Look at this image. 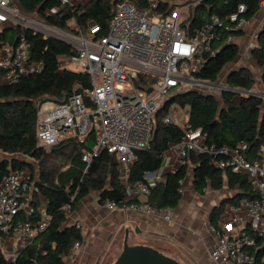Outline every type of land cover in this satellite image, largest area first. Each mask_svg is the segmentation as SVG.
Returning a JSON list of instances; mask_svg holds the SVG:
<instances>
[{"label": "built area", "instance_id": "2783aa9c", "mask_svg": "<svg viewBox=\"0 0 264 264\" xmlns=\"http://www.w3.org/2000/svg\"><path fill=\"white\" fill-rule=\"evenodd\" d=\"M84 1L61 0V4L66 7ZM159 2L148 0V6L140 8L130 0H117L105 35H98V24L91 25L87 33L69 34L68 42L74 53L59 57V70L72 69L89 74L91 87L83 92L74 90L64 101L50 99L37 103L39 145L51 147L69 137L83 142L94 133V144L83 153V161L91 163L102 149L117 153L119 177L128 182L135 151L149 144L156 111L174 92L202 84L203 79L197 74L206 57L219 51L217 42L224 31L230 32L226 38L230 42L234 36L231 32L240 31L248 22L241 15L246 7L239 4L238 11L226 18L211 13L200 26L193 27L190 12L193 3L178 4L161 14L157 10ZM37 15L24 11L15 0H0V30L6 25L20 30L16 44L5 42L0 47V68L3 70L0 83L14 84L21 77L42 69L41 62L31 60L25 29L49 35L60 28ZM149 88H152L150 92ZM225 89L235 91L228 85ZM235 89L241 95L254 92ZM258 94L264 96L263 92ZM164 122L177 120L168 113ZM185 127L183 139L170 144L158 170L147 171L145 180L127 184V194L136 197L137 202L118 205L106 200L102 205L109 210L146 215L158 211L170 220L171 208L156 210L151 204V186L164 182L167 174L185 165L192 151L208 153L213 156L216 167L245 174L257 193L254 198L228 203L218 223L208 222L209 230L216 236L210 256L221 264H252L256 251L262 246L259 241L264 243V140L253 154L245 141L232 147L220 146L208 142L202 128L191 129L188 124ZM32 172L29 168L12 170L0 181V250L10 261L46 228L51 219L46 209L37 205L42 193L39 177ZM183 182L180 181L182 185ZM62 210L70 213L71 204H63ZM21 215L28 220H21ZM32 216L39 219H29ZM10 241L14 245L7 249ZM80 247L81 242H76L70 254Z\"/></svg>", "mask_w": 264, "mask_h": 264}, {"label": "trees", "instance_id": "16d2710c", "mask_svg": "<svg viewBox=\"0 0 264 264\" xmlns=\"http://www.w3.org/2000/svg\"><path fill=\"white\" fill-rule=\"evenodd\" d=\"M117 0H87L63 7L61 0H16L28 13H37L48 24L68 30L69 21L75 19V32L87 33L90 26L98 24V35L108 32L113 9ZM140 8L148 6V0H130ZM176 1L160 0L157 8L166 14L178 5ZM263 0H200L191 11V24L198 27L211 13L222 18L238 11L239 4L246 10L241 15L249 21L261 7ZM56 8L53 13L49 11ZM19 28L4 26L0 31V47L5 42L16 44ZM234 35L241 31L231 32ZM230 34L224 31L217 42L219 51L206 57L197 77L207 81H216L224 68L233 62L239 52L238 46L227 42ZM30 43L31 60L41 62L42 69L21 77L14 84L0 83V152L9 154L0 159V181L8 172L29 168L34 170L28 158L38 162V185L45 201L37 199L51 215L49 224L40 230L18 256L10 261L0 250V264H71L65 258L76 242L83 241L81 228L77 224H67V213L62 210L65 203L74 210L80 200L96 192L101 203L115 201L118 205L137 202L136 197L127 194V184L145 180L147 171H156L163 162L164 152L170 144L183 139L186 127L202 128L207 133V141L217 145L236 146L245 141L250 151L256 152L264 140V99L258 95H241L230 89L222 92L221 102L213 93L195 89H183L166 98L164 104L154 114V126L147 147L135 151V161L128 182L119 177L118 155L102 149L91 163L83 161L82 155L94 144L95 135L91 133L87 140L80 142L75 137L62 140L59 144L47 147L38 144L37 103L40 101H64L74 90L83 92L91 87L89 74L72 69L59 70V57L74 53L73 46L66 40L32 29H25ZM252 56L262 68L264 85V26L258 34L257 46ZM3 70L0 68V75ZM227 85L242 91H250L255 85V76L248 68L233 69L227 78ZM175 105L187 108L184 125L178 122L165 123L164 117L171 113ZM254 154V153H253ZM208 153L192 151L187 162L180 169L166 175L164 182L151 186L150 202L158 210L174 209L182 197V184L189 173L193 175L194 188L202 192L205 188L222 190L226 184L235 195L223 199L221 204L210 213V220L218 223L227 203H238L242 198H254L257 193L245 174L220 169L212 162ZM74 196V199L72 197ZM21 220L28 217L21 215ZM33 221L37 216L30 217ZM8 236V235H7ZM255 254L252 264H264V243Z\"/></svg>", "mask_w": 264, "mask_h": 264}, {"label": "crops", "instance_id": "0c3cea01", "mask_svg": "<svg viewBox=\"0 0 264 264\" xmlns=\"http://www.w3.org/2000/svg\"><path fill=\"white\" fill-rule=\"evenodd\" d=\"M263 26L264 0L257 14L240 30L242 33L234 35L230 41L238 46L237 57L247 54L253 58L252 52ZM234 195L235 190L227 184L222 190L207 187L202 192L197 191L190 172L182 185L181 200L171 210L172 218L168 220L158 211L146 215L109 210L99 201L98 194L91 193L67 214V224L80 226L83 241L81 247L65 259L71 264H102V260L107 258L106 264H111L121 253L126 230H129L130 244L151 245L181 264H221L210 256L216 236L208 228L209 216L223 199ZM38 199L45 201L42 194ZM13 245L14 242L10 241L6 248ZM105 252L107 256L103 258Z\"/></svg>", "mask_w": 264, "mask_h": 264}, {"label": "rangeland", "instance_id": "374dc122", "mask_svg": "<svg viewBox=\"0 0 264 264\" xmlns=\"http://www.w3.org/2000/svg\"><path fill=\"white\" fill-rule=\"evenodd\" d=\"M177 4H189V3H193L192 7L190 8V12L196 7L197 2H195L194 0H181V1H176ZM176 6V5H174ZM38 16V15H37ZM69 27L70 29L65 30V29H60L57 32H51L49 33V35L52 36H56L59 38H62L66 41H68V36L69 34L74 33L75 31L73 29H77V25H76V21L75 19H72L69 21ZM240 68H248L255 76V85L254 88L252 89V91L256 92V93H260V92H264V85L262 82V68L258 65V63L254 60V58H252L250 55H240L237 57L236 60H234L233 62L229 63L224 70L222 71V73L220 74V76L218 77V79L216 81H214V85H205V84H194L192 85L190 88L191 89H196L198 91L201 92H205V93H213L219 100L220 103L221 102V97H222V92L225 90V86L227 85V78H228V74L233 70V69H240ZM182 90V89H181ZM262 98L264 99V96H262ZM187 108H184L180 105H175L173 111L171 112L174 119L177 120V122L180 125H184L186 118H187ZM4 156H10L9 154H5L3 152H0V159ZM26 159H29L34 167V170L32 173H34V175L38 174V162H36L34 159L32 158H28L26 157ZM92 194L97 195L96 192H92ZM155 243V245L157 244L156 241H152ZM108 251V250H107ZM107 256V253L105 252V255L103 256V258H105ZM107 258L102 260V264H106L107 262ZM111 260V258H110ZM114 261L111 262V264Z\"/></svg>", "mask_w": 264, "mask_h": 264}, {"label": "water", "instance_id": "95a60500", "mask_svg": "<svg viewBox=\"0 0 264 264\" xmlns=\"http://www.w3.org/2000/svg\"><path fill=\"white\" fill-rule=\"evenodd\" d=\"M202 82L206 84L214 83L212 81H207V80H202ZM151 90L152 88L148 89L149 92ZM233 90H235V92L237 93L239 91L235 88ZM252 95L260 96L258 93L255 92H253ZM112 264H181V263L176 259L170 257L169 255L165 254L158 248H155L151 245L130 244L129 230H126L124 242H123V249Z\"/></svg>", "mask_w": 264, "mask_h": 264}]
</instances>
